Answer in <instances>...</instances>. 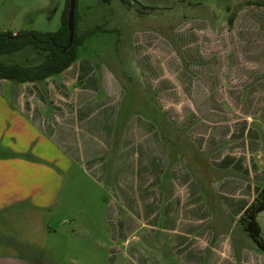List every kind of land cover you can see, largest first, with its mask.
<instances>
[{"label":"rangeland","instance_id":"374dc122","mask_svg":"<svg viewBox=\"0 0 264 264\" xmlns=\"http://www.w3.org/2000/svg\"><path fill=\"white\" fill-rule=\"evenodd\" d=\"M65 1L0 0V31L55 32ZM75 17L94 33L43 92L62 165L3 151L18 83L0 80V158L57 185L50 211L3 212L5 243L33 264H264L240 220L264 189V0H76Z\"/></svg>","mask_w":264,"mask_h":264},{"label":"crops","instance_id":"0c3cea01","mask_svg":"<svg viewBox=\"0 0 264 264\" xmlns=\"http://www.w3.org/2000/svg\"><path fill=\"white\" fill-rule=\"evenodd\" d=\"M77 70L81 76L85 68L79 66ZM50 78L42 82L18 84L15 93L17 109L10 112L13 117L7 121L4 134L12 142L11 145L4 143L3 151H11V154L18 156H41L46 162L62 165L61 154L57 152L51 139L55 123L52 125L42 115L44 107L57 106L54 99H46L43 95V92L51 95L56 90V86L47 84ZM60 86L64 88L62 83ZM59 103L64 102L60 100ZM7 154L0 158V220L4 217L3 212L17 211L21 206L31 210L50 211L57 190L54 172L37 163L31 156L21 159ZM9 216L14 220L19 214L9 213ZM2 238L0 235V264H33L13 253L12 245L5 243Z\"/></svg>","mask_w":264,"mask_h":264},{"label":"trees","instance_id":"16d2710c","mask_svg":"<svg viewBox=\"0 0 264 264\" xmlns=\"http://www.w3.org/2000/svg\"><path fill=\"white\" fill-rule=\"evenodd\" d=\"M76 0L74 7V34L72 44L68 46L67 18L69 0L65 1L61 16V25L55 32L21 31L14 34L9 31H0V80H9L21 83L42 82L50 77L59 75L72 65L77 59V49L84 39L94 33L88 32L79 36L76 31ZM30 50L36 55L39 62L24 65L17 62H5L3 57ZM264 210V189L258 196L243 209L241 224L244 231L264 252V239L257 216Z\"/></svg>","mask_w":264,"mask_h":264},{"label":"water","instance_id":"95a60500","mask_svg":"<svg viewBox=\"0 0 264 264\" xmlns=\"http://www.w3.org/2000/svg\"><path fill=\"white\" fill-rule=\"evenodd\" d=\"M74 7H75V0H69V10H68V18H67V28L69 33L68 46L72 44L73 34H74ZM20 32H17L16 34Z\"/></svg>","mask_w":264,"mask_h":264}]
</instances>
